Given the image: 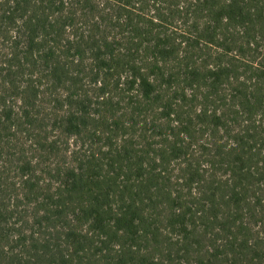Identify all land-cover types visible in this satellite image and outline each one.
I'll return each instance as SVG.
<instances>
[{
	"label": "trees",
	"instance_id": "16d2710c",
	"mask_svg": "<svg viewBox=\"0 0 264 264\" xmlns=\"http://www.w3.org/2000/svg\"><path fill=\"white\" fill-rule=\"evenodd\" d=\"M0 264H264V0H0Z\"/></svg>",
	"mask_w": 264,
	"mask_h": 264
}]
</instances>
